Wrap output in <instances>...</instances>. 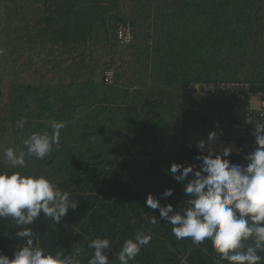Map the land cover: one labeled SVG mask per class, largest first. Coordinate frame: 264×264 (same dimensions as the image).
I'll list each match as a JSON object with an SVG mask.
<instances>
[{"label": "trees", "instance_id": "16d2710c", "mask_svg": "<svg viewBox=\"0 0 264 264\" xmlns=\"http://www.w3.org/2000/svg\"><path fill=\"white\" fill-rule=\"evenodd\" d=\"M124 22L133 26L131 44L118 39ZM234 80L264 89V0H0V171L45 175L78 202L57 224L41 213L28 226L37 246L61 245L67 255L78 243L90 256L88 243L108 238L109 259L119 264L123 242L143 231L152 241L129 264H228L210 240L197 246L177 240L164 220L150 223L159 210L145 200L151 193L177 211L188 206L167 170L172 162L198 168L195 157L208 154L188 132L244 123L250 97L202 90L206 81ZM53 120L65 124L60 149L13 170L4 151L26 150L22 140L51 134ZM244 131L233 164L247 163ZM17 230L0 219V249L10 259L24 244Z\"/></svg>", "mask_w": 264, "mask_h": 264}, {"label": "clouds", "instance_id": "9594fccd", "mask_svg": "<svg viewBox=\"0 0 264 264\" xmlns=\"http://www.w3.org/2000/svg\"><path fill=\"white\" fill-rule=\"evenodd\" d=\"M49 123L51 134L34 132L22 140L26 150L9 147L4 151L13 170L25 169L29 158L43 160L54 146L60 149L65 124L55 120ZM23 125V120L18 122V127ZM218 135L217 131H211L207 139L214 142ZM254 137L256 147L244 157L246 164L230 162L231 146L219 154L209 149L207 155L196 156L201 162L198 168L195 164L172 162L167 171L183 186L188 206L177 211L172 204L162 205L158 197L149 193L146 206L159 210V219L152 215L150 223L164 220L171 225L177 240L190 239L197 246L210 240L219 259L228 264H261L264 261V256L259 254L264 252V123L256 125ZM205 146L203 140L197 144L201 152ZM173 192L174 189L168 188L161 195L171 197ZM77 204L67 191L45 175L0 171V219L13 220L18 226L16 239L24 241L23 246L16 247L11 259L0 249V264H81L82 256H88L87 264H116L109 259L108 238L92 239L87 245L93 250L90 256L78 243L73 244L72 252L67 255L61 245L54 251L37 246V234L28 226L41 213L57 224ZM152 238L150 233L137 231L134 239H126L118 254L119 264L135 260Z\"/></svg>", "mask_w": 264, "mask_h": 264}, {"label": "built area", "instance_id": "2783aa9c", "mask_svg": "<svg viewBox=\"0 0 264 264\" xmlns=\"http://www.w3.org/2000/svg\"><path fill=\"white\" fill-rule=\"evenodd\" d=\"M118 39L122 44H131L134 40L133 26L130 22L122 23L118 30ZM115 68L106 69L105 81L110 83L115 78ZM253 83L245 80L234 81H206L202 84V90L219 98L250 97L246 108L245 121L236 125V128L244 129L248 133L250 141L244 143L243 151L251 153L255 150V129L258 123H264V89L253 92Z\"/></svg>", "mask_w": 264, "mask_h": 264}, {"label": "crops", "instance_id": "0c3cea01", "mask_svg": "<svg viewBox=\"0 0 264 264\" xmlns=\"http://www.w3.org/2000/svg\"><path fill=\"white\" fill-rule=\"evenodd\" d=\"M208 134L209 132L207 131H202V133L196 132V131H190L188 132L189 136V141L192 143H198L199 141L203 140L205 141V151H208L209 149H212L214 152H222L225 147H232L233 151L238 150V141L239 139H243L246 136V133H244L241 136H231L227 137L226 135L224 136L223 133L220 131L218 132V137L214 142H209L208 141Z\"/></svg>", "mask_w": 264, "mask_h": 264}, {"label": "rangeland", "instance_id": "374dc122", "mask_svg": "<svg viewBox=\"0 0 264 264\" xmlns=\"http://www.w3.org/2000/svg\"><path fill=\"white\" fill-rule=\"evenodd\" d=\"M214 130L215 129L207 130V132H211V131H214ZM215 131H217V130H215ZM196 132H198V134L202 133V131H196ZM221 132L223 133V135L226 134V133L229 134L230 135L229 137H231V136H241V135H243L245 133V131L242 130V129H232V130L225 129V130H222Z\"/></svg>", "mask_w": 264, "mask_h": 264}]
</instances>
